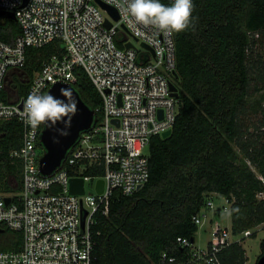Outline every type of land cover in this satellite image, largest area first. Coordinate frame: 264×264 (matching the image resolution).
I'll use <instances>...</instances> for the list:
<instances>
[{
	"label": "built area",
	"instance_id": "obj_1",
	"mask_svg": "<svg viewBox=\"0 0 264 264\" xmlns=\"http://www.w3.org/2000/svg\"><path fill=\"white\" fill-rule=\"evenodd\" d=\"M98 1L113 7L118 20ZM0 11L13 13L20 27L12 44L0 40V120H16L22 128L20 146L10 153L21 166V189L0 195V228L21 233L22 244L17 251L0 252V264H93L95 215H107L114 197L130 196L147 183L150 139L172 130L178 109L170 90L176 65L173 33L133 26L115 0H27L24 5L23 0H0ZM54 41L63 53L43 63L25 95L5 101L13 74L25 66L27 50ZM78 67L101 98L102 119L81 132L61 165L43 176L38 169L43 128L34 134L25 122V100L56 83L74 86ZM91 170L103 174L83 175ZM71 179H82V194L69 192ZM211 197L192 218L197 227L209 225L205 246H197L195 237L193 242L178 237L187 256L163 254L160 264H224V250L264 226L233 235L231 227L213 220L224 216L227 221L229 201L224 198L226 206L215 207ZM259 198L264 200V193Z\"/></svg>",
	"mask_w": 264,
	"mask_h": 264
},
{
	"label": "trees",
	"instance_id": "obj_2",
	"mask_svg": "<svg viewBox=\"0 0 264 264\" xmlns=\"http://www.w3.org/2000/svg\"><path fill=\"white\" fill-rule=\"evenodd\" d=\"M193 16L187 30L173 33L178 109L172 133L165 139L151 137L147 183L130 196L114 197L107 215H95L93 264H160L163 254L185 258L187 249L176 239L195 237L198 227L192 218L211 194L229 201L233 235L264 224V200L259 198L264 193L263 118L255 133L248 131V114L263 111L259 101L248 97L256 66L250 53L255 36L264 38V0H194ZM19 32L16 21L0 19L1 41L12 44ZM62 53L59 41L28 49L25 66L13 74L3 99L25 95L43 63ZM74 73L73 87L95 112L97 126L101 98L82 68ZM21 134L16 120H0V195L21 189L20 163L10 157ZM2 228L0 252L19 250L21 233ZM259 247L264 255V237ZM220 258L224 264L246 262L239 243Z\"/></svg>",
	"mask_w": 264,
	"mask_h": 264
},
{
	"label": "clouds",
	"instance_id": "obj_3",
	"mask_svg": "<svg viewBox=\"0 0 264 264\" xmlns=\"http://www.w3.org/2000/svg\"><path fill=\"white\" fill-rule=\"evenodd\" d=\"M115 7L133 26H151L166 33L183 32L195 19L194 0H171L169 4L162 0H115ZM79 99L71 87L61 88L59 97L50 91H33L25 100V122L34 134L38 129L55 126L60 121H63L66 129L77 111ZM60 133L67 135L63 129Z\"/></svg>",
	"mask_w": 264,
	"mask_h": 264
},
{
	"label": "water",
	"instance_id": "obj_4",
	"mask_svg": "<svg viewBox=\"0 0 264 264\" xmlns=\"http://www.w3.org/2000/svg\"><path fill=\"white\" fill-rule=\"evenodd\" d=\"M27 0H23V5ZM99 5L110 14L115 20H118L117 11L102 2H99ZM0 19H11L15 21V17L11 12L0 11ZM106 26L109 28L110 24L106 22ZM131 45H127V48H130ZM145 48L147 46L143 45ZM63 87H71L76 95L80 98L79 94L75 88L71 85L65 83H56L52 85L48 91H50L55 96H60V89ZM170 90L174 97L178 96V91L176 86L173 83H170ZM62 98V97H61ZM161 111H159V118H161ZM95 112L91 110L80 98L77 104V111L72 117L70 126L65 129L63 121L57 122L55 126L48 127L45 126L42 129L40 134V142L42 145L43 153L38 160V169L41 175L48 176L52 174L60 165L62 160L65 158L67 151L75 144L79 135L83 131H87L91 128L94 123ZM65 130L67 135H61L60 130ZM172 133V130H167L163 132L160 137L165 139L169 137ZM102 180L97 181V192L101 193L102 191ZM69 192L71 194H82L83 193V181L82 179H71L69 185ZM5 203H9V198H5ZM86 216V212L82 213V223ZM2 231V228H0ZM193 242V238H191ZM256 264H264V255H261Z\"/></svg>",
	"mask_w": 264,
	"mask_h": 264
},
{
	"label": "rangeland",
	"instance_id": "obj_5",
	"mask_svg": "<svg viewBox=\"0 0 264 264\" xmlns=\"http://www.w3.org/2000/svg\"><path fill=\"white\" fill-rule=\"evenodd\" d=\"M256 39V45L255 47L252 48V52L250 55H252V59L255 60L254 64H256L253 72V80L251 82V87H250V96L248 97L251 102H257L259 101L261 108L263 111H260V109L256 112V114L249 113L248 117L250 118L249 124V133H255L254 126L258 125L259 120L263 118L264 120V99L262 98L264 95V80H260V75L263 74L264 72V38H260V36H255ZM137 47L138 45L135 44ZM258 63V64H257ZM258 66V67H257ZM262 70V71H261ZM259 75V76H258ZM251 169L253 171L254 168L251 166ZM212 196V200L214 202L215 207H220V206H226L225 200L223 197L220 195L216 194ZM228 210H230V203L227 204L226 206ZM212 212H210L211 214ZM209 214V216H210ZM224 216L221 217H214V221H220L222 224L227 225L231 227V220L229 216V211L228 215L226 216L228 219L227 221H224L223 219ZM260 226L259 229L255 231V236H247L244 237L241 240V246L245 252V257H246V262L245 264H256L259 256H260V241L264 237L263 230L261 229ZM209 225L207 223L203 224L202 226L198 227V230L195 235V242L196 245L199 247L205 246V243L207 242V239L209 237Z\"/></svg>",
	"mask_w": 264,
	"mask_h": 264
}]
</instances>
